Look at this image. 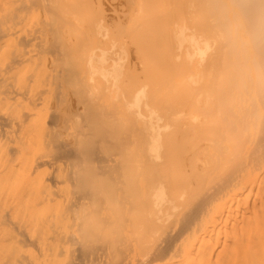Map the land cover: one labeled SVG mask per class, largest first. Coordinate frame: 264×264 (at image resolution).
Masks as SVG:
<instances>
[{
  "label": "bare ground",
  "instance_id": "6f19581e",
  "mask_svg": "<svg viewBox=\"0 0 264 264\" xmlns=\"http://www.w3.org/2000/svg\"><path fill=\"white\" fill-rule=\"evenodd\" d=\"M127 1L130 5L138 4V7L146 6L147 9L155 2ZM158 1L162 0H157L156 5L159 4ZM171 1L173 6L174 0ZM194 1H190V7L194 5ZM224 1L226 0H210L202 6L207 10L210 7L209 11L212 9V12L219 7L217 15L222 21L225 19L230 23L234 16L238 19L240 16L242 20H245L243 16L247 17L243 23L248 22V29L244 26L243 34L248 35V74L239 70L238 66L243 64L247 57L241 56L244 60L240 63L234 60L238 70L244 73L235 77V81L239 79L236 85H232L230 81V57L235 49L233 48L232 52L231 44L219 40L220 37L223 38L224 32H228L224 23L221 25L227 31H218L222 34L220 37L217 33L212 34V39L209 32L199 29L192 31V27L191 32L187 30L188 27L184 25V22L187 23L186 19L191 22L189 17L194 21L196 17L191 16V13L188 18L185 17L184 22L182 21L179 10L181 5H186V1L182 4V0H176V20L171 11L173 7H168L171 8L168 12L170 14L171 11V14L168 15L167 9L163 12L165 2L162 3L163 8L161 5L158 6L160 8L156 6L164 13L161 16L166 14V18L167 15L170 16L175 23L170 32L163 33L166 43L164 45V41L161 42L163 46L159 47L164 48L158 47L161 51L163 49L164 56L158 57V54H162L155 48V53L158 54L152 57L156 62L161 59L163 68L167 65L171 66L170 68L173 66V70L177 68L176 72L179 73H176V76H179L181 84H176L178 80H175L174 84L179 86L171 87L172 96V93H166L169 88L163 91L165 87L162 85L161 88L158 84L160 80L162 83V79L150 76L153 78H149L150 83L158 80L156 83L160 87L156 88L163 91L160 96H165L166 93V98L170 96L171 99L176 93L181 95L183 98L180 97L182 99L178 102L172 99L180 103L178 106L183 103V109L186 103L187 107L188 104L192 105V111L195 113L194 115L191 111V115H167L169 109L159 107L153 101L151 103L150 93L155 91L154 85L152 91L149 89L151 92L147 90V84L135 88V82L140 81L141 75L139 73V79L136 80V70L141 71L136 68L140 66L139 68L145 69L148 62H144L147 59L152 61L153 41H158L155 38L153 40L154 35L148 38L147 34H153L154 30L148 33V27L143 28L144 21H140L142 15H138L141 8H135L138 11L135 10L134 13L136 12L139 18L136 15L134 22L132 18L130 25L132 28L133 23L142 22H137L142 27L139 31L143 33L146 30L145 34L147 32V38L144 33L145 37L142 35L143 39L141 38L144 43L140 38L136 39L146 46L140 48L144 50L147 58L145 61L143 52L138 64L137 60H126L129 55L138 53L140 49L135 47V44L134 48L130 46L134 51L126 49L132 43L125 45L128 40L125 39V42L118 36L120 23L115 21V25H111L113 28L110 27L108 18H112L114 13L109 16L106 14V0H0V68H4V71L0 72V78L14 76L32 55L48 54L58 57L66 52L87 48V60L93 66L91 79L97 82V103L89 106L88 115L49 116V124L53 125V129L56 127L55 131L59 123L68 131L67 139L66 135L62 138L61 132L50 136V131L45 134L49 140L44 138L49 142L50 137L57 135L51 140L53 143L50 141L54 149L49 147L56 153L53 162L68 161V170L65 171L64 167L66 174L61 177H53L50 172L52 178L50 176V179H47L55 186L62 184L66 189L63 188V193L62 190L51 189L54 193L59 191L57 195L25 198L28 188L26 187L21 204L4 211L0 216V230L5 229L6 232L1 236L3 231H0V245L10 242L19 246L20 250L14 254H2L0 264H33L35 260L37 264L41 262L37 260H42V264H60L66 261L68 264H264V0H248V3H245V0L229 1L232 2V7L237 6L242 11L243 15L239 16L235 10L237 7L232 13L224 11ZM199 3L198 1L197 5ZM130 5L128 6L131 7ZM228 7L226 10L230 11L232 8ZM198 8L195 6V10ZM34 9L41 10L44 14L40 20L41 25L37 28L29 27L25 18ZM114 9L112 12L116 10ZM155 10L154 8L153 12ZM200 11L202 12L201 9ZM120 12L119 15L122 16ZM117 14L118 12H115V15ZM156 14L159 12L154 13ZM150 15L152 16V13L147 15V20L145 15V18L142 17L144 23H148L149 27L158 25L157 19ZM201 17L203 19V16ZM170 18L168 19L171 20ZM164 19L165 17L159 21L163 26L169 23L165 24L166 21H162ZM206 19L203 20H210ZM172 21L168 26H172ZM204 21L202 22L205 25ZM197 22L199 24L200 19ZM137 23L133 24V27L138 26ZM220 23L217 21L215 24L218 28L213 25L214 32L215 29H220ZM206 26L208 24L204 28ZM131 28L128 38L135 33ZM239 31L242 33V29ZM163 34H159V39ZM135 36L136 34L133 37ZM133 37L129 40H134ZM228 39L230 37H226L225 41L228 42ZM135 48L139 51L135 52ZM211 49L214 53H210ZM234 54L236 57V53ZM124 60L127 61V67L123 64ZM195 63L199 66L196 70L193 68ZM154 66L153 72L158 71V75H161L159 67L156 65V69ZM150 67L151 65L146 69ZM168 67L165 70H168ZM81 71L78 68L66 67L61 71L59 82L74 83L78 87ZM170 71H163V83L176 77L166 79L170 77L167 74ZM151 72L147 74L150 75ZM172 80L168 81V87L172 85ZM136 86L138 87V84ZM232 87L233 91L230 90ZM156 91L155 94L158 95L159 91ZM86 92L89 94V89ZM187 96L189 101L191 99V104L187 101ZM166 98V102L171 101ZM86 102L87 99L84 104ZM169 102L158 103L168 105ZM199 102L205 106L202 107ZM183 109L180 111L183 112ZM178 110L177 108V112ZM185 110L191 109L188 107ZM33 117L34 115H0V136L6 133L7 128L14 134L18 129H25L26 123L33 121ZM35 117L38 119L39 116ZM37 119L34 120L37 122ZM49 143L47 147L50 146ZM28 150L31 152L27 153ZM33 152L31 147L19 146L15 150L11 148L8 151L10 157L0 163V180L7 181L5 174L10 173L13 164L11 162L15 158H27L26 162H22L27 164ZM33 154L41 157L36 152ZM31 160V163L27 164L29 167L25 165L28 167V175H44L41 166L46 164L47 159L41 162L33 157ZM59 166L61 165L57 167ZM13 167L11 169H14ZM25 167L23 166L26 170ZM39 168L42 172L38 171ZM21 173H24L23 170ZM45 175L47 177L46 170ZM9 176L11 173L7 177ZM33 177H29L30 181L28 178L26 186L31 182L35 185L31 181L34 180ZM41 178L43 176L36 177L38 182ZM42 186H45V182ZM40 187L41 185L38 188ZM22 247L28 250L26 255L22 253Z\"/></svg>",
  "mask_w": 264,
  "mask_h": 264
},
{
  "label": "rangeland",
  "instance_id": "374dc122",
  "mask_svg": "<svg viewBox=\"0 0 264 264\" xmlns=\"http://www.w3.org/2000/svg\"><path fill=\"white\" fill-rule=\"evenodd\" d=\"M113 1V2H112ZM157 0H155V2H156ZM170 2H167V0H162V1H158L159 2V4L158 5H156V3L154 2V4L151 6V7H149V9L151 8V10L150 11H152L151 13H152V16H154L156 19H157V21H156V24H158V25H152L153 27H149V26H147V25H149L148 23H144L145 22V20H147L149 17L147 16L148 14H151L150 13V11H149V9H147V8H145L146 6H142V7H138V4H137V2L135 3V4H137V6H135V5H130L129 3H128V1L127 0H106V3H107V7H106V4H105V9H106V11H107V15L109 16L111 13H114V15H112L113 17L112 18H114V20L111 18V16L108 18V24L110 25V27H112L113 28V26L115 25V21H116V23H120L119 24V29H117L118 30V36L121 38V40L123 39V41H125V39L126 40H128L127 42L128 43H125V45L127 44H129V42H131L132 43V45H129V46H127L126 47V49L127 50H129L130 49V46H132L133 48H134V46H133V44H135V47L137 46V48L138 49H140V51L142 50L141 48H142V46H143V44L142 43H144V40H142L143 38H142V35H143V37H145L146 36V34H147V32L148 33H150L151 32V30H154V33H157L158 34V32H160L159 34H165V31H168V32H170L171 31V28L173 27V23H175V20H176V17H177V14H176V11H177V9H178V7L176 6V0H174L173 1V6H172V1L171 0H169ZM184 0H182V4L183 3H185V1H186V5H181V8H180V12H181V15H182V21L184 22L185 21V17L186 18H188L190 15H191V13H192V15L191 16H195L196 17V19H198V20H196L195 19V21H194V19L191 17H189V19L191 20V22L188 20V19H186L187 21V23H185L184 22V25L186 26V28H187V30L189 31V32H191V29H192V31H194L195 29H199V30H201V31H205V32H209L210 34H211V38L213 39L214 38V35H216V33L218 34V36L220 37L222 34L220 33V32H218V31H227V30H224V28H223V26L222 25H224L225 26V28L226 29H228V32H229V30H230V32H229V34H228V32H222L223 33V35H222V39H221V37H220V42H221V40H222V42H225L226 44H231L233 47L231 48V51L233 52V48L235 49V50H237V51H235L234 50V53H236V57H235V54L233 53L232 55L234 56H231L230 57V61H232V67L230 68L231 70V72H230V76H232V79L230 80L231 81V84L232 85H236L238 82H239V79H237L236 81H235V77H238L237 75H243L244 73H247L248 74V35H246V36H244V32H243V30H244V26H246L247 27V29H248V26H247V24H248V22H247V24L246 23H243V21H245L246 22V16H243V17H245V20L243 19L242 20V18H240V16H239V14H242V11L237 7V6H233L232 7V2H230L229 3V1H231V0H226V1H224V7L223 8H225V10L224 11H226V12H230V13H232V10H234L236 7L238 8V11H237V8L235 9L236 10V12H237V16H239V19L236 17V16H234V20L232 19V22L230 23V22H228V21H226L225 19H223V21H222V19L217 15L218 14V11H219V7L217 8L216 7V9H214L215 11H217V13H213V12H215L214 10H213V12L211 11H209V9H210V7H208V10H207V8H205V6H202V5H206V4H208L209 2H210V0H209V2L206 0V1H204V0H198L200 3H199V5H197L198 4V1L197 0H195L194 1V5L193 6H191L190 7V1L191 0H185L184 2H183ZM202 1V2H201ZM203 1H204V4H203ZM228 1V2H227ZM110 2H112V4H113V6H112V4L110 3ZM123 2V3H122ZM149 2H151V1H149ZM163 2H165V3H163ZM189 2V3H188ZM206 2V3H205ZM208 2V3H207ZM248 3V0H245V3ZM118 3V4H117ZM122 3V4H121ZM125 3H127V5L125 4ZM162 3L164 4V5H166V6H164V8L162 7L163 5H162ZM227 3H229L228 4V6L230 7V8H232V9H230V11H228V10H226V8L228 7L226 4ZM116 4V5H115ZM120 4V5H119ZM196 4V5H195ZM232 4V5H231ZM110 5H111V7H110ZM115 5V6H114ZM119 5V6H118ZM128 5H130L131 7H129ZM159 5H161L160 7H162L163 8V12L165 13V10L167 9L168 11L166 12L167 14H168V12H169V10H171V8H168V7H173L174 8V10H173V8H172V10L171 11H173L172 12V15L174 16V18H175V20H174V22L172 21V19L170 18V16H168V15H170L171 14V11H170V14H168L167 15V17L168 18H170L171 20H169L168 18H166V14L164 15V16H161V14H164L163 12H161L160 10H158V8H160V7H158ZM201 5V6H200ZM155 6V7H154ZM156 6L158 7V8H156ZM183 6H185L184 8H183ZM195 6H198L201 10H202V12L200 11V9L198 8L197 10H195ZM207 6H209V5H207ZM211 6V5H210ZM116 9H114V8ZM117 7V8H116ZM165 7H167V8H165ZM202 7H204V9H202ZM228 7V8H229ZM126 8V9H125ZM135 8H141L142 10H143V12H141L140 13V11H142L141 9L139 10V13H138V15H142V17H144V15L147 17V18H145V20H144V18H142L141 16H140V21H144L143 23L142 22H139V21H137V22H139V23H142L143 24V28L144 29H146L147 27V32H146V34L144 33V31H146V30H144L143 31V33L145 34V36H144V34L142 33V31H139V30H141L142 29V27H141V25L139 24V23H137V22H135V24L137 23V24H139L140 25V27L141 28H139V25L136 27V26H134L133 27V24H132V28L130 27V25H131V20H132V18H133V22H134V18H136V12L134 13V11L136 10V11H138L137 9H135ZM154 8L156 9L155 10V12H153V10H154ZM162 8H161V10H162ZM183 8V9H182ZM191 8V9H190ZM212 8V7H211ZM214 8H215V6H214ZM115 10L114 12H112V10ZM117 9H118V11H117ZM121 9V10H120ZM146 9V10H145ZM189 9H190V11L192 10L193 12H190L189 11ZM109 10H110V12H109ZM123 10V11H122ZM157 10H158V12H159V14H156V15H154V13H158L157 12ZM239 10L241 11V12H239ZM119 11H121L120 13L122 14V16H120L119 15ZM127 11V13L125 14L124 12H126ZM147 11V12H146ZM188 11V12H187ZM195 11H197V13L195 12ZM200 11V12H199ZM206 11H209V12H207L206 13ZM115 12L117 13L118 12V14L117 15H115ZM144 12H146V14H142V13H144ZM184 12V13H183ZM186 12V13H185ZM203 12H205L206 14H204ZM187 13H189V14H187ZM198 13H200V15L198 16ZM208 13H209V15H208ZM212 13V14H211ZM234 13V12H233ZM125 14V15H124ZM184 14H185V16H184ZM234 14H236V13H234ZM135 15V16H134ZM137 15V16H138ZM213 17H211V16ZM243 15V14H242ZM115 16V17H114ZM119 16V17H118ZM124 16V18H122ZM127 16V17H126ZM134 16V17H133ZM151 15H150V17H152ZM172 16V17H173ZM176 16V17H175ZM201 16H203V19L205 20L207 17V19L206 20H209V21H206L207 22V24H208V26H206V28L208 29V27L209 28H211V29H208V30H206V28H204L205 27V25H207L206 24V22L202 19V17ZM44 17V14H43V12L41 11V10H38V9H34V10H32V11H30L27 15H26V20H27V25L29 26V27H31V28H37V27H39L41 24H40V20H41V18H43ZM158 17H160L161 19L162 18H164L165 17V19L164 20H162V21H166L165 22V24L166 23H170V21H172L171 23V25L172 26H168V24L167 25H164V26H166V27H164L162 24L163 23H161V22H159V21H161V19L160 18H158ZM200 17V18H199ZM206 17V18H205ZM236 17V18H235ZM242 17V16H241ZM119 18V20H117ZM120 18H121V20H120ZM125 18H126V20H125ZM138 18H139V16H138ZM153 18V17H152ZM212 18V19H211ZM217 18V19H216ZM116 19V20H115ZM168 21H167V20ZM193 19V20H192ZM199 19H200V23L198 24V22L197 21H199ZM236 19H238V20H236ZM113 20V21H112ZM137 20V19H136ZM135 20V21H136ZM139 20V19H138ZM204 21L205 22V25H204V23L202 22V21ZM212 20H214V22L212 21ZM111 21H112V23H111ZM118 21V22H117ZM120 21V22H119ZM188 21L190 22V25L192 24V23H194L193 25H194V27H193V25H189V23H188ZM192 21H194V22H192ZM217 21H218V23H220V21L222 22V23H220L219 25H220V29H217V31H216V29H215V32H214V30H213V25H215L216 23H217ZM87 23H89V25H91V22L90 21H86ZM113 22H114V24H113ZM122 22V23H121ZM126 22V23H125ZM147 22V21H146ZM203 24H202V23ZM211 22V23H210ZM216 22V23H215ZM228 22V23H227ZM237 22H238V25H237ZM160 23V24H159ZM209 23H210V25H209ZM212 23H214V24H212ZM224 23V24H223ZM227 23V24H226ZM117 24V25H118ZM122 24H124V25H122ZM134 24V25H135ZM144 24H146V25H144ZM222 24V25H221ZM229 24V25H228ZM85 25V24H84ZM88 25V26H89ZM111 25H113V26H111ZM160 25V26H159ZM170 25V24H169ZM218 25V26H219ZM227 25V26H226ZM159 26V27H158ZM212 26V27H211ZM216 26V27H215ZM214 27L215 28H218L217 27V25H215ZM229 26H231V27H229ZM85 27H87V25H85ZM154 27H155V29H154ZM156 27H158V28H156ZM192 27V28H191ZM221 27H222V29H221ZM246 27H245V29H246ZM130 28L132 29V30H134L135 31V33L134 34H136V36L135 37H137V38H135V37H133L134 36V34L132 33L131 35H133L132 37L134 38V40H129V39H131V38H128V37H130V35H129V33H131V31H130ZM153 28V29H152ZM235 28V29H234ZM159 31H158V30ZM233 29L235 30L234 32H233ZM239 29L241 30L242 29V33H240V31H239ZM113 30V29H112ZM114 30H115V28H114ZM156 30V31H155ZM212 30V31H211ZM133 31V32H134ZM158 31V32H157ZM212 32V33H211ZM245 32H246V30H245ZM147 34L148 35V38L150 37V38H152L153 37V35L155 36V37H153V40H154V38L157 40L158 39V41H159V43H158V41H156V42H154L153 40V49H152V51H153V53H152V51H151V53L152 54H155V55H152L151 54V59H152V61H148V59L146 58V55H145V52H144V50H142V52L139 54V50L138 49H136V51L135 52H138V53H134L133 55L131 54V55H129L128 57L130 58H128V59H126V60H129V61H134V60H137L136 61V63H138V64H140L139 63V61H138V59H139V57L140 56H142L143 54V52H144V56H142L143 58H145V61H146V59H147V61L146 62H144L143 60V62L144 63H147V67H149L150 65H151V67L149 68V69H146L144 66V68L146 69V71H143V73H141V71L142 70H145V69H141V68H139L140 66H138V64H137V66H138V68H136V69H140L141 71H139V70H136V72L138 71V73H136L135 72V74H136V80L137 79H139V77H140V81H138L137 80V82H135V83H137L138 84V87L136 86L137 84H135V88H139L140 86H143V85H145V84H147V90L149 91V92H151L152 91V89L153 90H158V91H156V92H158V95H157V93L155 94V91L153 92L152 91V93H150V99H151V103H152V101L154 102V104H156L157 106H159V107H163V108H165L166 110H170V112H167V115H191V111H192V105H190L189 106V104H188V107L191 109V110H185V108H187L188 109V107H187V103H186V106H183L184 107V109L182 108V104L181 105H179L178 106V104H180V103H177L180 99H182L183 97L181 96V95H178L177 93H176V95H174V98L172 97L173 96V93L172 92H170V90L172 91V89H171V87H175L176 85L174 84L177 80V83L176 84H179L180 83V81H179V76H176V73H179V71L178 72H176V70H177V68L175 69V70H173L174 69V67L172 66V68H170L171 66H169V65H167L166 67H168L167 69L168 70H165L166 69V67L165 68H163L164 67V65H161V63H160V61H161V59H158L157 61L160 63V65H159V63L158 62H156L155 60H153V57L152 56H155L156 57V55L158 54V53H161L162 55H160L159 56V54L157 55L158 57H161V56H164V51H163V49H162V51H163V53H162V51H161V49H159V48H164V47H159L160 45H162L163 46V43H164V45H165V43H166V41H164V39L163 38H165V36H164V34H163V37H162V35H161V37H160V39H159V34L157 35H155V34ZM220 33V34H219ZM240 33V34H239ZM244 33V34H243ZM212 34H214V35H212ZM224 34H227L228 36H226V35H224ZM73 35H75L74 33H73ZM137 35H139L140 37H138ZM152 35V36H151ZM235 35V36H234ZM123 36H125V37H123ZM156 36L158 37V38H156ZM240 36H242V37H240ZM226 37H230V39L232 40V42H231V40L230 39H228L229 41L228 42H226L225 41V39H226ZM232 37H234V38H232ZM243 37H245V38H243ZM140 38V39H139ZM142 38V39H141ZM146 38H147V36H146ZM136 39H139V40H141V42H139L138 40H136ZM211 39V40H212ZM224 39V40H223ZM137 41V42H136ZM164 41V42H163ZM126 42V41H125ZM136 42V43H135ZM161 42H163L162 44H160ZM231 42V43H230ZM242 42V43H241ZM130 43V44H131ZM137 43H141V44H139V45H137ZM148 43H149V41H148ZM241 43V44H240ZM246 43V44H245ZM145 45H148V44H146L145 43ZM223 45V44H222ZM240 45V46H239ZM131 47V49H133ZM141 47V48H140ZM159 47V48H158ZM143 48H146V46L144 47L143 46ZM155 48H158L159 50H158V53L156 54L155 52L157 51V49L155 50ZM129 50V51H134V49L133 50ZM138 50V51H137ZM128 51V52H129ZM212 51H213V49H211L210 50V53H212ZM131 53H133V52H131ZM213 53H214V51H213ZM128 54H130V52L128 53ZM139 54V55H138ZM142 54V55H141ZM246 54H247V56H246ZM138 55V56H137ZM247 57H245V56ZM137 56V57H136ZM238 56H240L239 58H238ZM241 56H243L244 58H246L245 59V62L243 63V64H238V66L240 67H238L239 68V70H241V71H243L244 73H242L241 71H239L238 70V68L236 67V64L239 62L240 63V61H242V60H244V58L243 57H241ZM89 57V54H88V49L87 48H82V49H78V50H76V51H72V52H66V53H64L63 55H59L58 57H56V56H53V55H48V54H39V55H36V56H34V55H32L31 56V58H29L30 60H28L27 62H26V64H24L23 66H21V68H19L16 72H15V74H14V76H12V75H10L8 78H5V79H2V78H0V115H34V117H33V121H28L27 123H26V128L25 129H18V131L17 132H15V134L14 133H11L12 131H11V129L10 128H7V130H6V133H3L1 136H0V163L2 162V161H5V160H7L9 157H10V155H9V153H8V151L12 148V149H18V147L19 146H24L25 148H27V147H31V149H32V151H34V152H36L37 154H40V156H41V153L43 152V150H44V152L46 153V155L44 154V152L42 153L44 156H45V158H44V156L42 155L41 157H39L38 155H35V156H33L34 154V152L33 153H31L30 155L32 156L31 157V159H33V157H36V159L38 158V160L40 161L41 160V162L43 161V160H46L47 162H48V164H47V162H46V164L44 165V166H41V167H43V171H44V175H45V170H46V172H47V177H45L44 175H42L43 173H41V175L43 176V178H41V181H43V182H41V181H39L41 184H38L39 182H38V180L36 179V177L38 176L39 178L40 177H42V176H39V175H37V176H35V177H33V176H29L28 175V163L30 162V161H32L31 159H30V155H29V158L28 159H30V161L29 162H27V164H23L24 163V161L26 162L27 161V158H23L22 159V157L20 158V157H17V158H15L12 162H11V166L14 168V169H11L12 167H10V173H11V176H9V177H7L10 173H7V175L5 174V176L7 177V179H6V177H5V180H7L6 182H4V181H2L3 179H1L0 181V216L4 213V211L5 210H7L8 208H15V205H17V204H21V202H22V199L24 198V194L26 193L27 195H25L26 197L25 198H27V197H30V196H39V195H42V196H46V195H55L56 193H58L59 191H61L62 190V193L64 192V189H66L65 188V186L64 187H62L63 185L61 184H59L58 186H55L54 185V183L52 182V181H50L49 179L50 178H52V176H51V174L53 173V177H54V175H58V176H63V175H65L66 174V172L65 171H67L68 170V161L66 162V161H63V162H61V161H56V162H53V159H55V151L54 150H52L51 151V149H54V146L53 147H51V144L53 143L52 141V139L53 138H55L57 135H58V133L59 132H61L60 133V135H62V138H63V135H66V132H67V134H68V131L67 130H65L64 128H63V124H58L57 125V131H55L56 130V127L53 129V125H51V123L49 124V122H51L50 120H49V116L50 115H55V114H57V115H88V110H89V106L90 105H96V103H97V98H96V88H97V82L94 80H92L91 79V75H93L92 74V70H93V66L88 62V60H87V58ZM135 57V58H134ZM141 57V58H142ZM157 57V58H158ZM142 58V59H143ZM235 58V59H234ZM155 59V58H154ZM126 60H124L123 61V64H124V66L125 67H127V61ZM234 60H236V64L234 63L235 61ZM140 61H141V59H140ZM234 61V62H233ZM247 61V62H246ZM2 62H4V61H2ZM128 63H130V62H128ZM152 63V64H151ZM156 63H158V64H156L159 68H158V70L161 72L160 74L162 75L163 74V76H164V73H163V71H170V70H172V71H170V72H174L173 74H171L170 72L168 73L167 72V74L168 75H170V77H168V75L167 76H165V78L166 77H168V78H166V79H170V78H172V77H174V76H176L175 78H173L174 80H172V79H170V80H168V81H170L171 82V80H172V85L170 86V87H168V81L166 80L164 83H163V77L161 76V75H158L159 73H158V71L156 72V73H154L153 71H155V69L153 68V66L155 65ZM143 64V63H142ZM142 64H141V66H142ZM144 65V64H143ZM146 65V64H145ZM149 65V66H148ZM154 66L155 68L157 67V66ZM241 65H243V67L241 66ZM136 66V67H137ZM162 66V68H160ZM66 67H74V68H78L79 70H82L81 72H80V75H79V78H78V84H79V86L78 87H76L75 85H74V83H68V82H59V78H60V75H61V71L64 69V68H66ZM196 67L198 68L199 66H198V64L197 63H195L194 65H193V68L196 70ZM245 67H246V69H245ZM151 69V70H150ZM157 69V68H156ZM163 69V70H162ZM170 69V70H169ZM148 70H150V71H152L151 72V74H154V76L153 75H148L149 73H150V71H148ZM4 71V68H0V72H3ZM236 71V72H235ZM141 75H140V74ZM145 73V74H144ZM148 73V74H147ZM238 73V74H237ZM144 74V75H143ZM139 77H138V76ZM146 75V76H145ZM149 77H148V76ZM155 75H158V76H155ZM145 76V77H144ZM150 76H152L154 79H155V77H157V79H162V83H161V80L160 81H158V84L161 86V88H162V85L165 87H163L164 89H163V91H165V89H168L167 91H166V93L168 92V95H170L171 93V99H169L170 98V96H168V98H166L167 97V94L166 93H164L165 94V96L163 95V96H160V95H162V93H163V91L161 90V88L160 89H157V88H159L160 86H158V84L156 83L157 81H155V83H153V82H151V83H153V84H151L150 83V80H149V78H150ZM172 76V77H171ZM138 77V78H137ZM148 77V78H147ZM159 77V78H158ZM161 77V78H160ZM153 78H150V79H152L153 80ZM151 80V81H152ZM176 80V81H175ZM232 81H234V82H232ZM160 82V83H159ZM169 82V83H170ZM167 84V85H166ZM174 84V85H173ZM181 84V83H180ZM179 84V85H180ZM152 85H154V87L152 86ZM157 85V86H156ZM179 85H177V86H179ZM150 86H152V87H150ZM176 86V87H177ZM157 87V88H156ZM152 88V89H151ZM237 88V87H236ZM89 89V91H90V93L88 94L86 91ZM149 89H151V91L149 90ZM178 88H176V90H177ZM173 90H175L174 88H173ZM231 91H233V87L230 89ZM93 91V92H92ZM92 92V93H91ZM176 92V91H175ZM175 92H174V94H175ZM83 93V94H82ZM155 94V96H154V94ZM153 94V97H155V99H153V97H151V95ZM175 96L178 98H175ZM162 97H165L167 100H171L170 102L169 101H167V102H169V104L168 105H163V104H165V103H167L166 102V100H165V98H164V100L163 99H161ZM180 97H182V98H180ZM188 97V99H187V101H189V96H187ZM192 97V100H193V96H191ZM157 98V99H156ZM158 98H160V100L158 99ZM175 99V101H177V102H175L173 99ZM85 99H87V102H86V104H84V101H85ZM203 99V98H202ZM174 101V103L176 104L177 103V105H175L174 103V105L172 104V102ZM204 100H205V98H204ZM202 101V103H205V101ZM206 100H207V98H206ZM159 101H161V102H163V101H165V103H158ZM200 101V102H201ZM198 103V104H200L201 105V103ZM189 103L191 104V99H190V101H189ZM153 105V104H152ZM172 107H170V106ZM184 105H185V103H184ZM202 105H204V104H202ZM201 105V106H202ZM175 106H178V107H175ZM199 106V105H198ZM205 106V105H204ZM203 107V106H202ZM175 108H176V110H175ZM177 108L179 109L178 110V112H177ZM200 108V107H199ZM180 109H183L184 111H186L187 113H188V111H189V114H187L186 112L185 113H183V112H181L180 111ZM201 109V108H200ZM172 111H174L173 113H172ZM194 112L192 111V114H193ZM39 116L38 117V119H37V117H35V116ZM194 115H195V113H194ZM37 119L38 121L36 122V120H34V119ZM36 123H35V122ZM30 122H33V124H31ZM30 123V124H29ZM52 127H51V126ZM11 131V132H10ZM24 131V132H23ZM51 132V133H49L50 134V136H54L55 134H57L55 137H53V138H51L50 137V141L52 142H47L46 140H49V139H47L48 138V136L47 137H45V134L47 135V132ZM54 131V132H53ZM10 132V133H9ZM55 133V134H54ZM63 133V134H62ZM48 134V135H49ZM52 134V135H51ZM44 138H46V140L44 139ZM64 139H65V137H64ZM66 139H67V135H66ZM45 142H47V143H49V145L50 146H48L47 147V143H45ZM45 143V144H44ZM46 145V146H45ZM53 145V144H52ZM44 147H47V149H44ZM49 147H51V149L49 148ZM41 148H43V150L41 149ZM34 149V150H33ZM40 150L42 151L41 153H40ZM54 151V153H51V152H53ZM29 152H31V150H28L27 151V153H29ZM8 153V154H7ZM49 153V154H48ZM48 155V156H47ZM52 155V156H51ZM49 156H51V157H49ZM43 157V158H42ZM52 158V159H51ZM21 159H22V161H21ZM26 159V160H25ZM35 159V158H34ZM50 159V160H49ZM24 160V161H23ZM23 162V163H22ZM31 163V162H30ZM49 163H51L50 165H49ZM67 163V164H66ZM23 164V166L25 167V165L26 166H28V167H25L26 168V170L23 168V166H21ZM58 165H61V166H59V168L57 167ZM48 166V167H47ZM20 167L22 168V169H20ZM50 167V168H49ZM57 167V168H56ZM61 167V168H60ZM63 167V168H62ZM66 169H65V168ZM49 168V169H48ZM56 168V169H55ZM45 169V170H44ZM58 169V170H57ZM61 169V170H60ZM65 169V171H63ZM21 170V171H20ZM22 170H23V172L24 173H21L22 172ZM41 171V168H39L38 169V171ZM49 170V171H48ZM55 170V171H54ZM57 171V172H56ZM42 172V171H41ZM50 172H51V174H50ZM12 173H13V175H12ZM21 173V174H20ZM56 173H58V174H56ZM38 174H40V173H38ZM51 176V177H50ZM31 178V177H33V179L34 180H31V181H33V183H35V185L34 184H32V182H31V184L29 185V183H28V185L31 187H29L28 185L26 186L25 184H27V180H28V178ZM50 177V178H49ZM30 178H29V181H30ZM47 178H49V179H47ZM43 179V180H42ZM35 180H37V181H35ZM40 180V179H39ZM35 181V182H34ZM51 182V184H49V186H48V182ZM45 182V186H42V183H44ZM53 184V185H52ZM41 185V187L40 188H38L39 186ZM44 185V184H43ZM65 185V184H64ZM36 186V187H35ZM38 186V187H37ZM48 186V187H47ZM51 186V187H50ZM26 187H28L27 188V192H25V193H23L25 190V188ZM34 187V188H33ZM61 187V188H60ZM21 188V189H20ZM30 188V189H29ZM37 190H36V189ZM49 190H48V189ZM64 188V189H63ZM51 189L53 190V189H56V190H59V191H55V193H54V191L52 192L51 191ZM20 190V191H19ZM33 190V191H32ZM38 190H39V192H38ZM15 191V192H14ZM22 191V192H21ZM28 192H30L29 194H28ZM43 192H45V193H43ZM20 193V194H19ZM59 194H61V192L59 193ZM16 195V196H15ZM57 195V194H56ZM9 196H11V197H9ZM10 198V199H9ZM22 198V199H21ZM17 199V200H16ZM19 200V201H18ZM17 201V202H16ZM2 204V205H1ZM4 229V228H3ZM0 231H3V232H1V236L6 232L5 231V229L4 230H0ZM6 243V244H5ZM5 243H3L4 244V247L7 245V244H9L7 247H8V249H7V247H3V244L2 245H0V251H2V252H0V256L2 255V254H4V253H16L18 250H20V248H19V246H15L14 244H11L10 242H5ZM16 248V249H15ZM23 249H22V253H25V255L27 254L26 252L28 251L25 247H22ZM4 249V250H3ZM7 249V250H6ZM15 249V250H14ZM26 251H25V250ZM6 251V252H5ZM40 258V257H39ZM41 259H43L42 257H41ZM37 261H41L42 262V260H37ZM41 262H39L40 264H42ZM65 262V261H64ZM11 262H9V264H10ZM37 264V262H36V260L33 262V264ZM38 263V264H39ZM63 263V262H62ZM62 263H60V264H62ZM66 264H68L67 263V261L65 262ZM65 263H63V264H65ZM12 264V263H11ZM26 264H29V263H26ZM30 264H32V263H30ZM57 264V263H56Z\"/></svg>",
  "mask_w": 264,
  "mask_h": 264
}]
</instances>
